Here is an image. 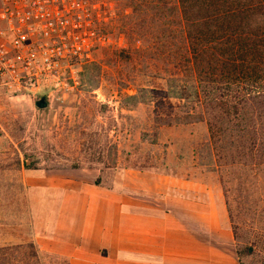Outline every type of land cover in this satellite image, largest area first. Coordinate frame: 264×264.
Returning a JSON list of instances; mask_svg holds the SVG:
<instances>
[{
    "label": "rangeland",
    "instance_id": "obj_1",
    "mask_svg": "<svg viewBox=\"0 0 264 264\" xmlns=\"http://www.w3.org/2000/svg\"><path fill=\"white\" fill-rule=\"evenodd\" d=\"M127 1L52 3L49 8L60 11L58 20L85 28L79 33L67 31L61 38L67 42L70 34L78 36L83 42L79 50L88 57L79 51V57L67 56L54 76L22 93L0 87V241L14 239L0 244V264H69L67 257L41 250L28 240L31 232H50L58 200L54 190L27 184L33 178L53 179L77 169L81 176L97 173L98 180L109 182L122 168L174 173L224 186L231 217L222 197L239 264H264V217L256 215L251 202L241 201L243 193L263 192L264 184L255 187L250 171L217 165L203 121L155 120L172 116L183 98L165 95L167 44H152L151 33L157 26L146 28L142 40L146 45L140 44L141 38L134 43L136 35L123 38V28L135 21L136 2L140 3L131 0L130 11ZM144 1L150 12L152 0ZM88 30L99 36L87 41ZM144 86L156 90L141 94L138 89ZM41 96L45 105L38 107L35 100ZM258 175L263 183L264 172ZM239 180L242 194L236 189Z\"/></svg>",
    "mask_w": 264,
    "mask_h": 264
},
{
    "label": "trees",
    "instance_id": "obj_2",
    "mask_svg": "<svg viewBox=\"0 0 264 264\" xmlns=\"http://www.w3.org/2000/svg\"><path fill=\"white\" fill-rule=\"evenodd\" d=\"M127 2L133 11L132 1ZM144 2H136V19L127 22L123 38L136 35L134 43L141 38L140 44L146 45L142 41L146 28L157 26L151 33L152 44H167L165 95L183 98L172 116L155 120L166 124L203 121L217 165L250 171L252 180L242 179L257 188L263 186L262 177H256L264 172V0H152L151 13ZM129 12L125 16L130 17ZM98 36L92 32L87 40ZM138 90L143 94L156 89ZM35 105L44 106V97L36 99ZM243 187L239 180L236 189L241 194ZM221 190L231 217L226 189L221 186ZM241 196V201L255 206L260 219L264 217V191Z\"/></svg>",
    "mask_w": 264,
    "mask_h": 264
},
{
    "label": "crops",
    "instance_id": "obj_3",
    "mask_svg": "<svg viewBox=\"0 0 264 264\" xmlns=\"http://www.w3.org/2000/svg\"><path fill=\"white\" fill-rule=\"evenodd\" d=\"M114 173L109 182L77 169L33 178L27 184L58 200L50 232L28 240L69 264H239L219 185L151 170Z\"/></svg>",
    "mask_w": 264,
    "mask_h": 264
},
{
    "label": "built area",
    "instance_id": "obj_4",
    "mask_svg": "<svg viewBox=\"0 0 264 264\" xmlns=\"http://www.w3.org/2000/svg\"><path fill=\"white\" fill-rule=\"evenodd\" d=\"M58 1L0 0V87L10 93H22L54 76L67 56L79 57L80 52L88 57L86 51L79 50L83 42L78 36L70 34L67 42L62 40L65 32L79 33L85 28L66 19L58 20L60 11L49 8ZM91 33L92 30L85 33L86 40ZM8 34L10 38L5 39ZM71 81L76 82L75 75Z\"/></svg>",
    "mask_w": 264,
    "mask_h": 264
},
{
    "label": "water",
    "instance_id": "obj_5",
    "mask_svg": "<svg viewBox=\"0 0 264 264\" xmlns=\"http://www.w3.org/2000/svg\"><path fill=\"white\" fill-rule=\"evenodd\" d=\"M28 161V159H25V162H27Z\"/></svg>",
    "mask_w": 264,
    "mask_h": 264
}]
</instances>
